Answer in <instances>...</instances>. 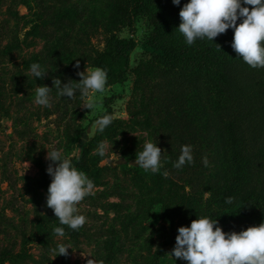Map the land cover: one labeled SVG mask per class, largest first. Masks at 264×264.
I'll use <instances>...</instances> for the list:
<instances>
[{"label": "rangeland", "instance_id": "rangeland-1", "mask_svg": "<svg viewBox=\"0 0 264 264\" xmlns=\"http://www.w3.org/2000/svg\"><path fill=\"white\" fill-rule=\"evenodd\" d=\"M123 9L124 0H0V251L21 253L24 237L34 231L42 207L47 205L45 188H39L42 195H35L32 188L43 184L44 177L51 178L46 171L50 163L47 150H61L75 167L82 146L95 134L90 127L104 112V101L110 96L114 97L110 103L112 119L121 124L114 139L104 141L108 152L101 165L138 167L136 153L143 150L146 140H151L162 150L163 168L171 175L165 187L174 196L153 190L143 194L130 175L118 168L106 171L93 194L77 206L78 214L86 217L77 239L55 235L47 244L33 241L25 246L27 255L23 259L17 263L6 260L5 264H87L89 259L103 260L104 264H188L169 255L175 241L163 248V256L158 255L163 243L158 235L161 225L177 236L185 219L176 192L178 186L169 179L177 183L180 179L181 184L199 177L198 183H202L216 158L208 150L195 168L177 174L174 171L168 156L170 149L157 136L156 102L161 92L156 65L150 57L149 22L140 18L133 32L120 20ZM39 16L46 21L55 17L53 20L58 23L32 31ZM116 36L135 39L130 64L139 71H131L123 83L106 82L102 93L89 91L85 96L77 91L72 98L59 96L53 85V71L63 66L69 79L62 85L70 80L78 82L81 77L77 73L85 71L87 75L98 67L97 55L108 50ZM17 42L19 45L10 53H1L5 46ZM59 58L63 62L55 63ZM33 63H39L47 72L43 79L31 75ZM37 86L52 88L50 107L34 103ZM89 101L95 102L92 111L83 107ZM122 150L129 158L121 156ZM204 156L208 158V167L202 162ZM119 189L133 195L121 198L116 194ZM60 243L71 248L67 256L55 257L53 249Z\"/></svg>", "mask_w": 264, "mask_h": 264}, {"label": "trees", "instance_id": "trees-1", "mask_svg": "<svg viewBox=\"0 0 264 264\" xmlns=\"http://www.w3.org/2000/svg\"><path fill=\"white\" fill-rule=\"evenodd\" d=\"M188 2L190 0H180V4L175 5L172 0H124L120 20L133 32H136V23L140 18L149 22L150 57L156 65L160 82L158 91L161 92L156 102L158 139L161 137L164 145L170 149L168 156L172 165L181 155L182 145L193 148L194 163H185L180 169L174 167L176 174L195 168L208 150L216 158L213 169L204 176L202 183H198L199 177L183 180L181 184L180 179H177L178 183L173 178L169 179L170 183L178 186L176 192L180 195L185 215L183 226L190 227L198 216H207L216 219V226L225 233H239L264 223V68L250 67L233 50L234 31L231 28L213 41L206 37L198 38L189 46L178 30L181 23L179 12ZM56 18H59L58 15ZM53 19L55 17L46 21L39 16V23H35L31 30L37 32L45 24L58 23ZM17 45L18 42L14 46L7 45L1 53L8 54ZM135 45L133 37L116 36L108 50L97 55V66L107 70L108 84L123 83L131 71H139L130 64ZM54 62L60 64L63 60L59 58ZM53 72L61 83L69 79L63 66ZM113 98L105 99V110L99 118L104 114L112 117L110 103ZM112 121L103 133L93 134L82 146L79 157L74 161L75 167L86 173L94 182V187L101 183L100 179L106 171L118 168L130 175L141 193L153 190L173 198L174 194L165 187L168 178L163 176L164 168L159 173H152L127 164L114 168L101 165L103 157L93 150L105 139H114L121 123H116L114 119ZM121 152V156L129 158V154L123 150ZM168 176L171 178V175ZM44 179L43 184L32 187L35 195H42L39 190L41 185L48 193L51 178ZM205 193L209 195L206 197ZM116 194L121 198L133 195L121 189ZM227 197L233 198L231 204L225 202ZM113 206L118 204L113 203ZM170 225L172 228V221ZM34 227V231L24 237L21 253L8 249L0 251V264H5L6 260L19 262L27 255L25 246L33 241L47 244L55 236V227H64V237L71 239H77L80 232L61 225L46 204ZM158 235L163 238L158 255L163 256V248L173 243L176 236L162 225Z\"/></svg>", "mask_w": 264, "mask_h": 264}, {"label": "clouds", "instance_id": "clouds-1", "mask_svg": "<svg viewBox=\"0 0 264 264\" xmlns=\"http://www.w3.org/2000/svg\"><path fill=\"white\" fill-rule=\"evenodd\" d=\"M172 3L179 5L180 0H172ZM242 5L252 7L249 9ZM179 16L181 23L178 30L189 46L198 38L206 37L213 41L218 35L225 34L231 28L234 31L231 44L233 50L250 67L264 68V46H262L264 0H190L184 4ZM76 67L79 68V63ZM30 73L34 78L40 79L47 74L39 63L31 64ZM77 75L81 79L75 83L70 80L62 85L60 79H53V85L59 96L72 98L77 91L85 96L89 91L100 93L105 91L106 69L96 67L89 70L87 75L85 71L78 72ZM51 89L48 86H37L34 103L50 107ZM83 107L92 111L95 102L89 101ZM112 122V117L104 114L94 121L90 132L103 133ZM107 152L108 145L105 142H100L95 149V154L101 157H105ZM192 153L191 145H182L181 155L173 167L180 169L185 163H194ZM162 156V150L157 143L146 140L143 150L136 153L135 164L145 172L159 173L163 168ZM46 159L50 161L46 171L52 178L48 187L47 207L53 210L61 225L79 230L85 225L86 217L78 214L77 206L86 196L93 194L94 182L86 173L74 167L71 160L59 149L47 150ZM202 162L205 167L209 166L207 156L202 158ZM168 175V171L165 170L163 176L167 178ZM225 202L231 204L233 198L227 197ZM217 224L216 219L198 216L191 222L190 227H179L175 246L169 255L183 259L188 264H264V223L248 227L239 233L235 231L225 233L221 227L216 226ZM214 226H216L215 230ZM54 234L60 238L64 237V227H55ZM69 248L71 247L63 243L58 244L53 249L56 253L55 257L67 256ZM87 264H104V261L89 259Z\"/></svg>", "mask_w": 264, "mask_h": 264}]
</instances>
